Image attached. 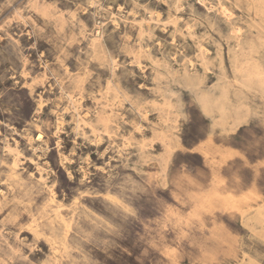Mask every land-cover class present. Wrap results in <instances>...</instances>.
Instances as JSON below:
<instances>
[{"label": "rangeland", "instance_id": "374dc122", "mask_svg": "<svg viewBox=\"0 0 264 264\" xmlns=\"http://www.w3.org/2000/svg\"><path fill=\"white\" fill-rule=\"evenodd\" d=\"M0 264H264V0H0Z\"/></svg>", "mask_w": 264, "mask_h": 264}, {"label": "crops", "instance_id": "0c3cea01", "mask_svg": "<svg viewBox=\"0 0 264 264\" xmlns=\"http://www.w3.org/2000/svg\"><path fill=\"white\" fill-rule=\"evenodd\" d=\"M258 198L259 196L255 193L244 194L239 197L228 195L224 198V205L227 208H233L236 211H239L241 209L255 207V203L258 202Z\"/></svg>", "mask_w": 264, "mask_h": 264}, {"label": "bare ground", "instance_id": "6f19581e", "mask_svg": "<svg viewBox=\"0 0 264 264\" xmlns=\"http://www.w3.org/2000/svg\"><path fill=\"white\" fill-rule=\"evenodd\" d=\"M226 13V12H225ZM139 66V65H138ZM219 120V119H218ZM39 136V135H38ZM254 208V207H253Z\"/></svg>", "mask_w": 264, "mask_h": 264}]
</instances>
